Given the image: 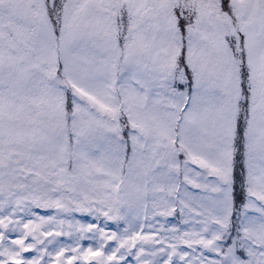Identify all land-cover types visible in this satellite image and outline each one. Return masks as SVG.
Listing matches in <instances>:
<instances>
[{
  "label": "snow or ice",
  "instance_id": "6c2138e0",
  "mask_svg": "<svg viewBox=\"0 0 264 264\" xmlns=\"http://www.w3.org/2000/svg\"><path fill=\"white\" fill-rule=\"evenodd\" d=\"M0 264H264V0H0Z\"/></svg>",
  "mask_w": 264,
  "mask_h": 264
}]
</instances>
